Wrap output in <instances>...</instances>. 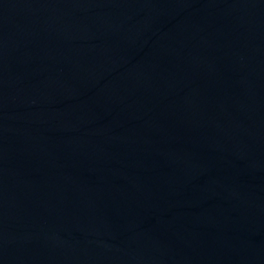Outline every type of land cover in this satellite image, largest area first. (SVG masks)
Segmentation results:
<instances>
[{"label":"water","instance_id":"water-1","mask_svg":"<svg viewBox=\"0 0 264 264\" xmlns=\"http://www.w3.org/2000/svg\"><path fill=\"white\" fill-rule=\"evenodd\" d=\"M0 264H264V0H0Z\"/></svg>","mask_w":264,"mask_h":264}]
</instances>
